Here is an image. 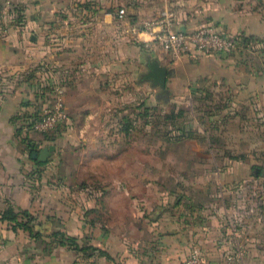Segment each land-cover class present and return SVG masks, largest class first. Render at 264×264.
I'll use <instances>...</instances> for the list:
<instances>
[{
	"label": "crops",
	"instance_id": "crops-1",
	"mask_svg": "<svg viewBox=\"0 0 264 264\" xmlns=\"http://www.w3.org/2000/svg\"><path fill=\"white\" fill-rule=\"evenodd\" d=\"M37 1L40 10L57 14L67 10L69 18H73L66 27L67 37L56 34L50 40L43 37L33 40L27 38L26 21L1 24L0 71L19 76V85L25 84L26 79L19 74L33 73L37 62H51L57 78L61 79V75L67 72L64 103L73 130L70 140H97L99 132L88 133L87 127L96 123L95 114L101 108L106 109L107 90L100 86V82L96 87L91 84L92 79L101 77L99 69L101 65L106 68L108 59L117 63L124 56L122 24L116 16L119 9L116 6L119 4L120 7L124 0ZM127 1L136 7L137 12H145V15H156L166 8L175 9L174 28L189 29L206 22L232 33L250 34L264 28L259 14L247 9L249 2L244 0ZM78 16L83 18L82 21H75ZM59 20L46 25L53 31L52 34L61 27ZM35 26L40 31L46 28L45 25ZM94 33L96 39L91 38ZM139 36L147 42V35L140 33ZM112 45L110 53L108 48ZM146 45L151 46L149 42ZM92 50H96V60L91 62L86 53ZM236 58L235 55H208L176 59L161 50L160 55L153 59L167 70L165 86L162 88L151 79H146L145 73L143 78L150 81L151 87H159L157 97H166L169 80L175 82L179 78L182 86L179 93H187L190 98L203 91L204 87H199V83L211 81L216 89L226 86L223 93H249L264 105V75L249 74ZM94 72H97L96 75ZM248 82L254 86L246 89ZM14 92L2 93L4 96L0 98V209L11 205L15 209L30 211L34 216V230L40 234L31 237L21 229L13 230L8 221L0 220V263L183 264L190 248L197 245L204 253L207 264H264L261 259L264 231H252L247 227L250 218L235 214V210L240 208L238 201L229 203L225 199L226 191L240 188L237 184H218L220 199L217 196L213 199L210 192H202L194 186L175 189L172 184L166 187L163 183L144 180L141 189L145 192L140 193L139 182L123 181L121 168L118 173L115 172L112 182L94 181L97 186L92 189L90 175L88 182L78 177L79 168L75 164H64L54 170L51 168V181H48L42 166L36 172V167L25 160L24 145L12 141L10 132L18 113L31 108L27 102L21 104L20 97ZM27 156L34 163L36 159L31 157L32 160L29 154ZM28 171L32 172L31 175ZM34 173L39 179L34 178ZM80 186L89 190L86 195L82 194L83 204L91 206V199L97 195L99 216L90 217L89 213L86 217L88 222H84V215L76 212L72 200L74 195L80 194L77 191ZM117 197L129 200L130 211L126 216H117L112 212L111 201ZM92 222L98 224L93 227ZM100 222L105 223L106 229L102 230ZM60 232L82 238L85 245L107 251L112 259L92 254L89 248L82 254L61 244L57 239L59 235H55ZM237 251L241 254L239 258L226 259L227 255Z\"/></svg>",
	"mask_w": 264,
	"mask_h": 264
},
{
	"label": "rangeland",
	"instance_id": "rangeland-1",
	"mask_svg": "<svg viewBox=\"0 0 264 264\" xmlns=\"http://www.w3.org/2000/svg\"><path fill=\"white\" fill-rule=\"evenodd\" d=\"M244 1L249 2L247 9L257 12L264 24V0ZM37 2L0 0V25L26 21L27 38L33 40L38 37L50 40L56 37V34L67 37V24L73 21V18H69L67 10L61 14L40 10L37 8ZM118 5L116 8H123L125 13L124 19L120 20L124 56L117 63L108 59L106 70L101 65V77L92 79L91 84L96 87L100 82V86L107 90L106 109L101 108L95 114L96 123L87 127L88 133L99 132L100 137L97 136V140H89L90 142L83 138L72 142L73 137L70 134L73 130L68 117L49 132L40 133L28 129L30 120L34 117L31 114L39 113L44 106L50 104L54 95L53 89L57 84L63 87L64 99L67 80V72L61 75V79L55 77L56 70L51 62H37L33 73L19 74L22 78L26 77L25 84L22 85L18 84V79H21L19 76L0 71V98L4 96L2 93L8 94L10 90H15L14 94L20 97L21 104L27 102L31 105L29 110L18 113L10 132L12 141L24 145L27 163L35 166L36 172L43 167L48 181H51V168L54 170L64 164H75V167L79 168L78 177L87 181L90 175L92 189L96 188L95 183L100 180L112 182L115 172L118 173L121 168L123 181L139 182L140 193L145 192L141 189L144 180L163 183L166 187L172 184L175 189L194 186L202 192H210L213 199L216 196L220 199L218 184H237L240 188L236 191H226L225 199L229 203L238 201L240 208L235 210V214L250 218L247 227L252 231H264V105L249 93H223L222 90L226 86L216 89L215 83L211 81L199 83V87H204L203 91L193 94L190 98L187 93H179L182 90L179 78L175 79V82L169 80L165 92L167 102L163 103L161 97L156 94L159 87H151L150 81L143 78L148 69V60L157 58L162 49L156 42L148 39L147 42L151 46H147L146 40H142L132 31V26L140 28L144 20L155 15L137 12L136 7L127 0H124L120 7ZM58 19L61 27L52 34L53 31L46 25ZM82 19L78 16L75 21ZM35 24L45 25L46 28L40 31ZM234 34L242 37L239 48L228 55L217 56L235 55L249 74L263 76L264 28L250 34ZM91 38L96 39V33L92 34ZM111 50L113 45L108 48V52ZM86 54L89 61L96 60V50ZM96 73L94 72L95 75ZM5 78L7 79L4 80ZM253 86L252 82H248L246 89ZM178 108L186 110L177 118L175 126H179V130L164 119V116L176 113ZM176 135L181 137L176 139ZM28 142L32 144L30 148L26 145ZM50 144L55 148L49 153L46 161L38 164L29 160L27 155L30 151ZM40 166L42 167L38 168ZM135 170L138 173L135 174ZM130 171H133V174ZM28 173L31 175L32 172ZM33 176L39 179L35 173ZM94 181L96 182L93 183ZM77 191L80 194L72 198L76 212L84 215V222H88L86 217L89 213L90 217L98 218L97 195L91 199V206H88L83 204L82 194L86 195L89 190H83L80 186ZM111 203L112 212L117 216H126L130 211L128 198H112ZM254 218L256 220H253ZM31 223L34 230L35 223ZM91 224L94 227L98 222ZM99 224L102 230L106 229L104 222ZM75 239L79 245H85L82 238ZM89 249L92 254L97 253L96 249ZM76 251L82 254L84 252ZM240 256L241 254L237 258ZM261 257L264 260V252Z\"/></svg>",
	"mask_w": 264,
	"mask_h": 264
},
{
	"label": "built area",
	"instance_id": "built-area-1",
	"mask_svg": "<svg viewBox=\"0 0 264 264\" xmlns=\"http://www.w3.org/2000/svg\"><path fill=\"white\" fill-rule=\"evenodd\" d=\"M119 20L124 19L123 8L117 10ZM175 13L171 9H163L154 17L144 20L141 27L132 26L137 35L144 33L149 41L156 42L163 51L173 58L187 56L199 58L208 55H228L239 48L242 37L218 27L212 22L201 23L193 28H174ZM53 99L38 113V117L30 120L29 130L35 132H49L67 118L63 99V87L57 84ZM239 251L227 255V260L236 259ZM1 264H10L3 261ZM183 264H207L204 253L194 245L183 259Z\"/></svg>",
	"mask_w": 264,
	"mask_h": 264
},
{
	"label": "trees",
	"instance_id": "trees-1",
	"mask_svg": "<svg viewBox=\"0 0 264 264\" xmlns=\"http://www.w3.org/2000/svg\"><path fill=\"white\" fill-rule=\"evenodd\" d=\"M161 101L163 103H166L167 98H165L163 95H161ZM185 111L186 110L183 108H178L176 113H170V114L164 116V119L167 120L171 125L175 126V124L177 123L178 116ZM31 116L32 117L34 116L31 119H35L38 117V113L37 114L36 113L31 114ZM175 127L178 130L180 129L179 126H175ZM180 137L181 136H178V135L175 136L176 139H179ZM26 145H28V148H30L32 146V144L30 142H28ZM29 157L31 158V151L29 152ZM33 162L38 163V164L41 163V162H38L36 160H33ZM0 220L8 221L13 230L22 229L24 231H27L31 237H37L40 234L38 231L33 230V227H32L33 223H31V221L34 220V216L30 211H28L26 209H21V208L15 209L11 205H6L2 209H0ZM55 235L56 236L59 235L58 239H59V242L61 244H66L68 247L74 248L75 250H85V249L87 250L88 248H93V249L97 250V253L99 255H104L106 258L112 259V256L107 251H105L103 249H100L98 247H93L92 245H84V246L79 245L77 243V240L73 236H69V235L66 236L65 234H63L61 232L55 233Z\"/></svg>",
	"mask_w": 264,
	"mask_h": 264
},
{
	"label": "water",
	"instance_id": "water-1",
	"mask_svg": "<svg viewBox=\"0 0 264 264\" xmlns=\"http://www.w3.org/2000/svg\"><path fill=\"white\" fill-rule=\"evenodd\" d=\"M179 29H184L183 27ZM148 70L144 74V77L146 79H151L154 83L158 84L160 87L165 86V80H166V74L167 70L166 68L161 65L158 60L156 59H150L147 62ZM54 149V145H48L41 147L39 150H34L31 152V157L33 159H36L37 161L44 162L46 161L48 154L50 151Z\"/></svg>",
	"mask_w": 264,
	"mask_h": 264
}]
</instances>
